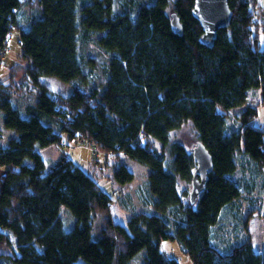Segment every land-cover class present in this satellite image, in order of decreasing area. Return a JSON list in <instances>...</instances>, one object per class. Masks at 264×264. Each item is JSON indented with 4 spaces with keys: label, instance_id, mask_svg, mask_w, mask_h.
<instances>
[{
    "label": "trees",
    "instance_id": "trees-1",
    "mask_svg": "<svg viewBox=\"0 0 264 264\" xmlns=\"http://www.w3.org/2000/svg\"><path fill=\"white\" fill-rule=\"evenodd\" d=\"M193 2H172L182 26L176 30L169 0L142 4L134 15L127 8L116 12L113 0H36L25 26L21 9L27 1L0 0V46L17 23L20 45L13 65L0 61L1 122L15 132L0 143V264H130L143 248L142 264H180L162 250L164 240H177L192 264H264V252L250 240L223 252L211 234L222 209L243 192L231 175L237 153L249 155L264 178V129L253 122L256 109L246 104L256 87L264 98V47L252 34L253 2L227 0L230 25L217 32L210 48L200 42ZM80 28L97 31V44L110 53L104 82L89 90L74 87L67 97L39 88L41 76L66 83L83 78ZM24 62L25 77L39 90L21 108L5 82L10 77L3 75ZM212 77L222 91L217 98L210 95ZM237 107L243 110L235 127L229 111ZM187 120L213 162L193 205L183 201L189 191L179 190L178 179L191 181L195 159L169 137ZM64 139L145 165L153 211L132 213L125 225L108 217L93 238L92 214L108 212L112 198L67 153L45 170L39 150ZM133 175L123 163L114 170L117 183ZM65 210L76 218L70 229L61 218Z\"/></svg>",
    "mask_w": 264,
    "mask_h": 264
},
{
    "label": "rangeland",
    "instance_id": "rangeland-1",
    "mask_svg": "<svg viewBox=\"0 0 264 264\" xmlns=\"http://www.w3.org/2000/svg\"><path fill=\"white\" fill-rule=\"evenodd\" d=\"M25 16L22 15L23 26L29 23V18L34 15V10L31 7L36 6V0H26ZM154 0H113L114 9L116 12L127 8L133 12V15L142 4L153 3ZM174 0H169L167 12L172 11ZM254 21L252 26V34L257 38L260 45L264 47V0H252ZM19 23L14 24L9 37H6V57L2 64L5 67L13 65L19 58L20 45L18 44L19 34L16 27ZM99 33L94 30L82 31L79 29L78 42L79 53L83 64V78L73 80L69 83L62 82L53 76H41L38 78L37 86L46 88L47 91L56 96H68L74 87H81L89 90L92 86H99L104 82L107 74L108 60L110 53L104 50L97 44L96 38ZM26 63H19L15 66L13 71L6 70L10 79L5 80L11 90L13 102L21 108L26 102H32L35 99V93L39 88L33 86L29 78L25 77L27 70ZM8 78V77H5ZM211 91L212 96L219 97L222 93L218 80L212 77ZM218 83V84H217ZM24 93V94H23ZM24 95V96H22ZM27 95V96H26ZM22 96V97H21ZM21 99V100H20ZM247 103L257 111V116L254 118L255 125H259L264 129V98L262 89L259 87L250 91ZM245 104V105H246ZM243 107H237L230 110L231 116L229 122L234 123L235 127L239 126L238 117L241 115ZM0 112V139L1 144H6L9 137H13L15 132L12 129L4 128L2 126ZM170 142L176 141L183 144L190 152L193 146L199 141L195 126L190 120L181 124V127L170 131ZM155 145L160 148L161 143L155 140ZM41 156L46 164L45 170L51 168L54 162L62 155L67 153L72 160L92 178L97 181L101 189L111 196L112 201L109 204L108 212L97 209L92 214L93 238L98 237L99 232L105 228L108 217L114 221L126 224L130 214L135 212L147 211L151 213L153 207L148 203L151 194L148 190L147 176L149 174L148 168L136 161H132L121 154H103L100 151L98 158L95 161L98 166L92 168V159H94L92 149H90L86 142L80 139L68 141L64 139L58 145H50V147L41 148L39 150ZM169 152H166L168 157ZM237 170L231 174L240 180L241 189L243 192L239 198L234 202L229 203L222 209V213L218 222L212 228V241L217 245L219 250L227 252L233 245L240 243L242 240H250L253 247L258 252H264V178L257 168L253 165V160L243 152L237 153ZM123 163L134 173L133 178L125 184L117 183L114 178V170L117 164ZM1 169V168H0ZM5 169V167H2ZM178 188L180 191L190 189L191 181L178 179ZM188 195L184 197L183 201H187ZM61 218L64 220V227L70 229L74 226L76 218L69 210L61 213ZM12 241L14 237L11 235ZM13 246H15L13 244ZM162 250L170 257L177 258L180 264H192L190 257H188L182 249V246L177 240H164L161 243ZM4 253H9L10 248H4ZM145 249L141 250L132 257L130 264H142L144 261Z\"/></svg>",
    "mask_w": 264,
    "mask_h": 264
},
{
    "label": "water",
    "instance_id": "water-1",
    "mask_svg": "<svg viewBox=\"0 0 264 264\" xmlns=\"http://www.w3.org/2000/svg\"><path fill=\"white\" fill-rule=\"evenodd\" d=\"M193 4L191 15L202 27L200 42L210 48L217 38V32L221 28L229 27L232 16L231 8H229L227 0H194ZM170 16L172 27L181 30L179 16L175 12H171ZM191 154L195 159V167L190 179L188 202L193 205L204 191L208 175L213 170V162L206 146H203L200 141H197L193 146Z\"/></svg>",
    "mask_w": 264,
    "mask_h": 264
},
{
    "label": "built area",
    "instance_id": "built-area-1",
    "mask_svg": "<svg viewBox=\"0 0 264 264\" xmlns=\"http://www.w3.org/2000/svg\"><path fill=\"white\" fill-rule=\"evenodd\" d=\"M5 44L6 43L4 40V42L2 43V46H0V61H2L4 59L5 54H6V46L7 45H5ZM90 149H92V151H95V153L93 152V156H95V157L99 156L100 151L98 149L93 148V147H90Z\"/></svg>",
    "mask_w": 264,
    "mask_h": 264
},
{
    "label": "crops",
    "instance_id": "crops-1",
    "mask_svg": "<svg viewBox=\"0 0 264 264\" xmlns=\"http://www.w3.org/2000/svg\"><path fill=\"white\" fill-rule=\"evenodd\" d=\"M0 139H2L1 136H0ZM52 145H58V144H52ZM87 145H88V144H87ZM48 147H50V146H48ZM102 153H103L104 155H105V154H109V155H111V153H106V152H105V153L102 152ZM71 159H72V158H71ZM96 159H98V158H95V157H94V159H92L93 161H91V162H92V168H95V167L98 166L97 162L95 161ZM73 161H74V160H73ZM3 170H4V169H2V168L0 169V175H1V173L3 172ZM150 201H151V197H150L149 202H148L149 204H150ZM150 205H151V204H150ZM151 207H152V205H151ZM211 234H212V233H211ZM212 235H213V234H212Z\"/></svg>",
    "mask_w": 264,
    "mask_h": 264
},
{
    "label": "clouds",
    "instance_id": "clouds-1",
    "mask_svg": "<svg viewBox=\"0 0 264 264\" xmlns=\"http://www.w3.org/2000/svg\"><path fill=\"white\" fill-rule=\"evenodd\" d=\"M5 43H6V40H5ZM6 45V44H5ZM89 148L91 147V146H88ZM95 157V156H94Z\"/></svg>",
    "mask_w": 264,
    "mask_h": 264
}]
</instances>
